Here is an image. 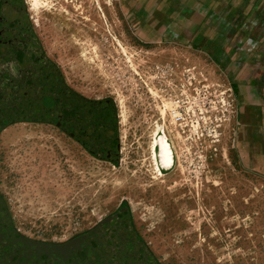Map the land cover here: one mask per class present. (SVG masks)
Returning <instances> with one entry per match:
<instances>
[{"label": "rangeland", "instance_id": "1", "mask_svg": "<svg viewBox=\"0 0 264 264\" xmlns=\"http://www.w3.org/2000/svg\"><path fill=\"white\" fill-rule=\"evenodd\" d=\"M69 86L114 99L121 161L58 126L16 122L0 137V192L25 235L63 242L125 208L160 264H264V175L236 146L226 73L189 41L147 35L134 0H27ZM163 129L175 163L161 172Z\"/></svg>", "mask_w": 264, "mask_h": 264}, {"label": "water", "instance_id": "2", "mask_svg": "<svg viewBox=\"0 0 264 264\" xmlns=\"http://www.w3.org/2000/svg\"><path fill=\"white\" fill-rule=\"evenodd\" d=\"M58 126L94 155L121 161L114 99L74 90L47 55L27 0H0V137L16 122ZM0 264H160L122 208L96 227L63 242L34 239L14 224L0 192Z\"/></svg>", "mask_w": 264, "mask_h": 264}, {"label": "crops", "instance_id": "3", "mask_svg": "<svg viewBox=\"0 0 264 264\" xmlns=\"http://www.w3.org/2000/svg\"><path fill=\"white\" fill-rule=\"evenodd\" d=\"M146 34L189 41L226 73L244 165L264 175V0H134Z\"/></svg>", "mask_w": 264, "mask_h": 264}, {"label": "bare ground", "instance_id": "4", "mask_svg": "<svg viewBox=\"0 0 264 264\" xmlns=\"http://www.w3.org/2000/svg\"><path fill=\"white\" fill-rule=\"evenodd\" d=\"M155 161L161 172L167 171L175 163L173 145L163 129L155 136Z\"/></svg>", "mask_w": 264, "mask_h": 264}]
</instances>
